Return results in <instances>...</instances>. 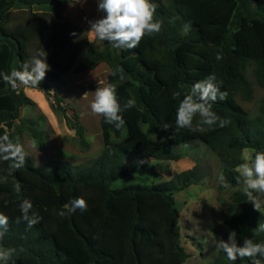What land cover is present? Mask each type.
Masks as SVG:
<instances>
[{
    "label": "trees",
    "instance_id": "16d2710c",
    "mask_svg": "<svg viewBox=\"0 0 264 264\" xmlns=\"http://www.w3.org/2000/svg\"><path fill=\"white\" fill-rule=\"evenodd\" d=\"M152 2L158 4L156 18L163 21L161 32L145 36L135 49L123 50L107 41H102V49L95 48L86 27L64 17L63 8L71 0H0V135L7 134L13 140L19 137L22 144L21 131L26 129L41 144L46 143L42 129L45 117L21 119V109L34 102L3 80V74L14 70L16 59L19 70L43 51L50 70L38 87L28 88L46 95L53 113L75 132L83 150L90 148L87 129L79 113L71 110L70 116L62 97L52 93V82L60 83L66 74L79 75L105 64L110 71L106 85H115L124 120L117 128L101 116L103 149L79 165L53 161L37 167L28 155L25 166L11 169V161L0 159V213L9 218L0 245L17 249L15 264H185L191 255L181 243L176 195L201 184L208 168L196 162L166 182L121 189L113 186L139 170L147 171L153 161H180L177 149L196 144L205 146L221 164L219 174L223 173L230 186L218 182V190L234 191L232 215L217 240L227 241L229 233L235 231L241 246L245 238L264 243V231L258 230L264 224V214L247 202L242 183L236 180L243 153L264 151V100L254 117L236 100L238 95L252 100L251 71L258 86L264 88V0ZM17 3L52 6L54 14L14 11ZM187 24L191 26L184 33ZM47 31L49 38L43 46ZM217 55L222 59L217 60ZM210 74L228 94L226 100L212 106L219 120L211 127L204 125L203 132L177 131L178 101L172 98V91H182V99L194 83ZM128 99L135 100V106L124 110ZM199 119L197 116L194 124ZM221 120L225 121L223 126ZM164 124L171 127L164 129ZM136 161L141 162L139 168L131 165ZM76 197L87 201L86 211L70 213L65 207ZM24 199L32 203L29 216L39 217L31 228L22 219L16 222L22 217L20 203ZM257 258L264 264V257ZM213 264L233 262L219 250ZM235 264L251 261L237 259Z\"/></svg>",
    "mask_w": 264,
    "mask_h": 264
},
{
    "label": "rangeland",
    "instance_id": "374dc122",
    "mask_svg": "<svg viewBox=\"0 0 264 264\" xmlns=\"http://www.w3.org/2000/svg\"><path fill=\"white\" fill-rule=\"evenodd\" d=\"M46 12L54 14L52 6L29 7L17 3L14 11ZM64 17L73 24L85 26L87 33L90 30L89 21H94L103 16L98 11L97 0H71V3L63 8ZM50 31H47L42 40L43 46L47 45ZM90 41L97 49H102L103 42L94 40L88 33ZM32 54L35 47H32ZM18 60L14 62V69H17ZM106 68L100 67L94 71L84 72L79 75L66 74L62 82L51 83L52 93L57 92L68 109V114L73 115L71 110L79 113L81 123L87 129L86 139L90 144L88 150H83L76 142L75 132L72 131L65 121L59 119L52 111L46 95L40 91L32 90L21 86L19 91L29 97L34 105L25 106L21 109V119H35L40 116L46 121L42 129L46 132V143L33 138L31 133L22 129L21 138L27 154L33 158L37 167H42L53 161L69 162L79 165L97 156L103 149L101 136L100 118L101 115H93L90 103L94 99L95 91H86L89 86H106ZM249 81L253 89L252 100L246 101L239 95L237 102L247 111L250 117L256 115L260 103L264 100V88L258 86L254 73H249ZM87 93L86 95H84ZM20 121L16 122L18 126ZM35 145V147H32ZM182 158L178 162L153 161L151 168L147 171H138L132 178L117 181L113 188L121 189L128 185H152L169 181L175 175L193 168L196 162L205 165L209 174L199 185H193L176 195L177 207L180 211L181 243L191 255L185 264H213L218 250L215 241L226 231L224 222L232 215L234 202L232 199L233 190L220 192L218 190V176L221 171L219 160L205 146L196 144L195 147H181L177 149ZM253 154V151L246 150L243 153L244 161ZM139 161L131 165L139 168ZM264 214V207L261 208ZM207 240V244L203 241Z\"/></svg>",
    "mask_w": 264,
    "mask_h": 264
},
{
    "label": "clouds",
    "instance_id": "9594fccd",
    "mask_svg": "<svg viewBox=\"0 0 264 264\" xmlns=\"http://www.w3.org/2000/svg\"><path fill=\"white\" fill-rule=\"evenodd\" d=\"M81 2V0H77ZM98 11L104 15L94 21H89L90 30L88 33L94 40L107 41L114 48L131 50L139 46L142 38L145 36H153L161 32L163 21L156 18V10L158 4L152 0H97ZM187 24L183 29L184 33L190 28ZM217 60L222 59L220 55L216 56ZM50 70L49 64L46 62V53L39 52L30 62H25L20 69H14L10 73L3 74V80L7 82L13 90H17L21 86L38 87L39 83L45 78L46 73ZM216 79L214 74H210L206 79L197 81L191 87L189 93L173 90L172 98L178 101L175 116V129H188L190 132H203L204 125L211 127L217 123L219 117L212 111V106L217 101L227 99V92L221 91L220 87L214 82ZM178 88L183 89V85ZM94 93V99L90 103L91 113L93 115L103 116L106 123L119 128L123 125L124 120L121 116V105L118 100L115 85L107 84L106 86H98ZM85 93L84 95H86ZM135 106V100L128 99L123 108L130 109ZM200 119L194 124L195 118ZM225 121H220L223 126ZM171 127L164 124L163 128ZM35 147V145H32ZM27 152L20 143L19 137L15 140L9 135H0V159L11 161L9 167L11 169H19L26 164ZM236 177L237 183H242V191L247 197L254 209L261 212L264 207V151L253 150L246 160L241 163ZM218 182L223 187L230 185L226 181L223 173L219 174ZM19 186L17 191L19 192ZM70 213L77 210L81 212L87 210V201L83 197L74 198L70 205H65ZM32 209V203L28 199H24L20 203V211L22 217L17 219V223L21 219L27 222L31 228L39 222L36 214L29 216ZM60 215L65 213L62 211ZM9 225V218L0 213V241L3 240ZM258 230L264 231V224H260ZM207 240L203 243L207 244ZM216 249L222 250L229 261L235 264L237 259H248L251 264H262V260L257 257H264V243L254 242L250 238L243 240V245L237 243V233L231 231L227 241L219 239L215 241ZM23 251V249H20ZM15 247H3L0 245V264H15L13 257L16 255Z\"/></svg>",
    "mask_w": 264,
    "mask_h": 264
},
{
    "label": "crops",
    "instance_id": "0c3cea01",
    "mask_svg": "<svg viewBox=\"0 0 264 264\" xmlns=\"http://www.w3.org/2000/svg\"><path fill=\"white\" fill-rule=\"evenodd\" d=\"M38 7H39V6H38ZM79 26H80V25H79ZM103 66L106 68V70H107L106 72H107V75H108L110 71H109V68H108L105 64H102V65L99 66L98 68L103 67ZM96 70H97V69H96Z\"/></svg>",
    "mask_w": 264,
    "mask_h": 264
}]
</instances>
